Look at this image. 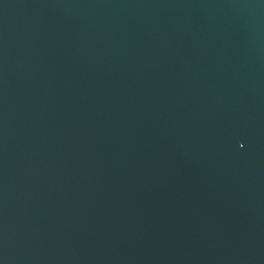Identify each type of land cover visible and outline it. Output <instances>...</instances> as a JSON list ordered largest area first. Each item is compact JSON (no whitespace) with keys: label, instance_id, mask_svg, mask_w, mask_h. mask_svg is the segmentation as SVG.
<instances>
[{"label":"water","instance_id":"1","mask_svg":"<svg viewBox=\"0 0 264 264\" xmlns=\"http://www.w3.org/2000/svg\"><path fill=\"white\" fill-rule=\"evenodd\" d=\"M0 264H264V0H0Z\"/></svg>","mask_w":264,"mask_h":264}]
</instances>
